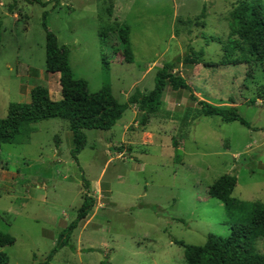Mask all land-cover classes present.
<instances>
[{
	"label": "rangeland",
	"instance_id": "obj_1",
	"mask_svg": "<svg viewBox=\"0 0 264 264\" xmlns=\"http://www.w3.org/2000/svg\"><path fill=\"white\" fill-rule=\"evenodd\" d=\"M242 1L264 11V0H0V119L35 86L52 100L60 94L57 74L45 68V23L68 48L73 78L89 92L108 88L121 104L150 92L162 63L191 47L203 62H180L175 74L196 97L236 107L250 124L200 117L187 90L167 86L146 125L132 104L110 130H85L77 163L66 120L33 124L27 140L0 147V233L15 239L0 249L7 264H187L175 241L200 246L239 222L207 195L217 178L234 175L233 198L264 204V63H227L241 55L228 57L216 40L227 43L230 13ZM123 23L131 63L121 57ZM184 115L196 119L175 147ZM85 196L93 209L48 261ZM253 247L264 255V238Z\"/></svg>",
	"mask_w": 264,
	"mask_h": 264
},
{
	"label": "trees",
	"instance_id": "obj_2",
	"mask_svg": "<svg viewBox=\"0 0 264 264\" xmlns=\"http://www.w3.org/2000/svg\"><path fill=\"white\" fill-rule=\"evenodd\" d=\"M42 26L45 32V68L49 73H58L61 99L54 101L50 98L46 87L35 86L30 91L28 102L10 103L6 116L0 119V147L3 144L27 140L33 131L32 125L37 122L55 118L64 119L68 122L71 132V157L77 163V155L86 144L85 130H110L121 119L128 105L132 104L137 106L140 113L139 125H146L148 120L160 111L162 94L167 86L173 91L187 90L190 99L196 101L198 105V116H217L223 122L236 121L250 128V124L238 114L236 107L217 106L199 100L185 80L175 74L176 65L180 62L196 65L203 62V54L191 47L182 58L162 63L155 73L154 87L150 92L143 94L135 91L127 98L126 103L121 104L111 95L108 88L89 92L85 80L73 78L68 60V48L58 44L56 36L46 28L45 23ZM229 29L227 43L224 44L220 39H216L217 43L228 57L232 53H239L241 56L233 58L232 61L229 58L227 63L240 62L242 58H247L263 64L264 11H261L259 6L253 7L245 1L239 2L230 13ZM116 31L122 60L131 63L134 56L129 42V27L123 23ZM252 104L254 100L251 101ZM195 119V116L190 119L188 115L183 116L181 133L178 139L173 138L175 147L178 140L181 141L187 136L186 128L189 121ZM236 181L234 175L224 174L208 187L207 195L223 204L227 217L236 218L239 222L232 227L228 237L208 234L205 243L200 246L175 241L176 245L183 247L187 264H264V255L258 254L253 247V240L264 238V204L243 202L233 198ZM94 204L92 198L84 197L75 219L61 233L60 240L48 256V261L56 249L65 244V240L71 236L79 222L87 217ZM14 241L12 236L0 233V249L13 245ZM7 262L8 256L0 252V264Z\"/></svg>",
	"mask_w": 264,
	"mask_h": 264
},
{
	"label": "crops",
	"instance_id": "obj_3",
	"mask_svg": "<svg viewBox=\"0 0 264 264\" xmlns=\"http://www.w3.org/2000/svg\"><path fill=\"white\" fill-rule=\"evenodd\" d=\"M57 74V80L59 79V75H58V73H56ZM58 90H59V92H60V86H59V88H58ZM50 95V94H49ZM194 95H195V93H194ZM198 98V97H197ZM61 99V95L59 94V95H57V98L54 100V101H58V100H60ZM199 100H201V98H198ZM236 183H237V181H236ZM236 185V184H235ZM235 188V187H234ZM240 201V200H239Z\"/></svg>",
	"mask_w": 264,
	"mask_h": 264
}]
</instances>
